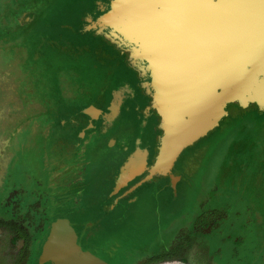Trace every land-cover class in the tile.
Instances as JSON below:
<instances>
[{
	"label": "rangeland",
	"instance_id": "rangeland-1",
	"mask_svg": "<svg viewBox=\"0 0 264 264\" xmlns=\"http://www.w3.org/2000/svg\"><path fill=\"white\" fill-rule=\"evenodd\" d=\"M108 3L0 0V203L20 207L32 260L49 221L69 216L84 248L111 264H264V108L251 99L180 151L174 188L160 164L134 209L100 210L153 166L165 123L137 51L104 26L86 29ZM127 93L138 116L121 113ZM88 104L104 109L97 132L82 116L61 121Z\"/></svg>",
	"mask_w": 264,
	"mask_h": 264
},
{
	"label": "water",
	"instance_id": "water-1",
	"mask_svg": "<svg viewBox=\"0 0 264 264\" xmlns=\"http://www.w3.org/2000/svg\"><path fill=\"white\" fill-rule=\"evenodd\" d=\"M258 3L264 0H109L88 22L86 29L104 26L137 51L165 110L155 163L125 193L151 179L160 164L174 188V160L227 115L228 104L242 107L251 99L264 108V10L258 17ZM81 111L101 112L93 105ZM45 261L108 264L80 247L65 217L50 222L38 255Z\"/></svg>",
	"mask_w": 264,
	"mask_h": 264
},
{
	"label": "flooded vegetation",
	"instance_id": "flooded-vegetation-1",
	"mask_svg": "<svg viewBox=\"0 0 264 264\" xmlns=\"http://www.w3.org/2000/svg\"><path fill=\"white\" fill-rule=\"evenodd\" d=\"M230 104H232V103H230ZM88 105H93L94 107L100 109L101 112L99 114H97L96 116H90V115L82 112L81 111L82 108H84ZM88 105L81 107L76 113L70 114L67 119H61V121L66 122L67 120H72L74 118V116H82L85 119V126L90 128V129H95L96 124H97V120L102 115V113L104 112V109H102L101 107H98L94 104H88ZM138 109H139V106H138V102L136 100L135 94H132V93L125 94L123 99H122V104H121L122 115L123 114L127 115L128 113H133L136 116H138L137 115ZM140 114H142L141 111H140ZM153 119L154 118H152V119L150 118V120H153ZM124 122L125 121H123L121 123H124ZM142 123H143V121L140 120L139 126H142ZM95 131L97 132L98 128H96ZM96 135L98 136V134H96ZM78 136L79 137L84 136V129H82L78 133ZM117 171H118L117 166H115L114 172L111 174V176H114L115 172L117 173ZM172 171L174 172V170H172ZM145 174H146V171L144 173H142L141 175L136 176L133 179L129 180L125 185L121 186L120 189H118V191L115 194L111 195V199L106 204L105 209H100L101 211L103 210V211H105V213L110 214L107 218L110 217V219H111V217H113L112 214L114 212H116L117 209H125V211H127L128 208L134 209L133 206L137 205L139 203V198L136 197L134 195V193L137 189L138 190L142 189V186L145 182H143L142 184H140L138 187L131 190L130 192L125 193V191L130 186H132L135 182L140 180ZM174 174H175V172H174ZM114 179L112 181L111 186H114V184H115ZM182 180H183V176L181 175L178 179V182H180ZM93 183L94 182H92V184ZM0 188L2 189L1 183H0ZM108 192L109 191L103 190L102 194L106 193L107 197H108L109 196ZM153 192L154 191L152 190L151 195L154 194ZM123 193H125V194H123ZM10 198L11 197H8V200L6 199L5 204L0 203V264H49V261H45L43 263L38 262L39 253H38L37 257L34 260H32L33 249H32L31 232L29 231L28 226L23 223V218L20 215L21 213L18 212V209H20V207L17 204H14V203L11 204L12 202H11ZM115 198H117V201L114 203V205H112V202ZM8 204H10V205H8ZM139 205H141V204H139ZM1 209H4V212H1ZM8 209H9V211H8ZM58 217H65L69 220V223L71 224V226L75 230L77 243L80 245V247L82 249L87 250L84 248V246L82 245V243L79 239L80 234L78 233V228L76 227V225L73 222L71 217H69V216H56L55 218H53L52 220L49 221L48 228H49L50 222L55 220ZM197 217H198V215H197ZM197 219L193 220L194 225H195V222L197 221ZM194 225H193V227H194ZM47 232H48V230H47ZM191 240H192V238L190 239V241ZM186 241H189V240H185L184 236L180 237V239L179 238L176 239L174 242L173 248L171 249V252L175 251V250L177 252L182 251V249L186 247V245L184 244ZM40 249H41V247H40ZM39 252H40V250H39ZM90 252H92V251H90ZM92 253L95 254L94 252H92ZM169 253H168V251H166L163 255H168ZM95 255L100 257L101 259L105 260L108 264H111L103 256H99L98 254H95ZM202 257H203L202 255H199L198 256L199 260ZM155 258H157V257H155ZM208 258H210L212 260V258L207 255L206 259H208ZM144 261H146V260H144Z\"/></svg>",
	"mask_w": 264,
	"mask_h": 264
},
{
	"label": "trees",
	"instance_id": "trees-1",
	"mask_svg": "<svg viewBox=\"0 0 264 264\" xmlns=\"http://www.w3.org/2000/svg\"><path fill=\"white\" fill-rule=\"evenodd\" d=\"M90 4V3H89ZM89 4H87V5H84L83 7H82V12L83 13H85L86 12V10L88 11L89 10V6H91V4L89 5ZM93 5V4H92ZM108 5H109V3H108ZM80 10V9H79ZM104 10V8H102L101 10H98V9H96L95 11H90V13L92 12V13H100V12H102Z\"/></svg>",
	"mask_w": 264,
	"mask_h": 264
},
{
	"label": "bare ground",
	"instance_id": "bare-ground-1",
	"mask_svg": "<svg viewBox=\"0 0 264 264\" xmlns=\"http://www.w3.org/2000/svg\"><path fill=\"white\" fill-rule=\"evenodd\" d=\"M264 10V5L261 3H258V17L261 15L262 11ZM258 18V26L261 25ZM259 32V31H258Z\"/></svg>",
	"mask_w": 264,
	"mask_h": 264
}]
</instances>
